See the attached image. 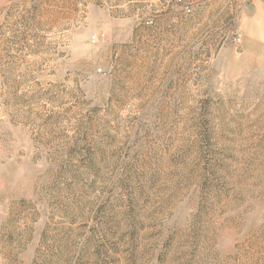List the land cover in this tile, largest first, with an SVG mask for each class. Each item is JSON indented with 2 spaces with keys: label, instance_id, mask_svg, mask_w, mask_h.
Segmentation results:
<instances>
[{
  "label": "rangeland",
  "instance_id": "obj_1",
  "mask_svg": "<svg viewBox=\"0 0 264 264\" xmlns=\"http://www.w3.org/2000/svg\"><path fill=\"white\" fill-rule=\"evenodd\" d=\"M0 0V264H264V0Z\"/></svg>",
  "mask_w": 264,
  "mask_h": 264
},
{
  "label": "built area",
  "instance_id": "obj_2",
  "mask_svg": "<svg viewBox=\"0 0 264 264\" xmlns=\"http://www.w3.org/2000/svg\"><path fill=\"white\" fill-rule=\"evenodd\" d=\"M176 2L184 8L187 13H191L193 6L191 0H176Z\"/></svg>",
  "mask_w": 264,
  "mask_h": 264
}]
</instances>
